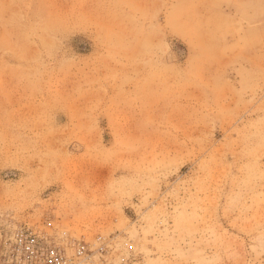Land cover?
<instances>
[{"label":"rangeland","instance_id":"obj_1","mask_svg":"<svg viewBox=\"0 0 264 264\" xmlns=\"http://www.w3.org/2000/svg\"><path fill=\"white\" fill-rule=\"evenodd\" d=\"M25 229L264 264V0H0V242Z\"/></svg>","mask_w":264,"mask_h":264},{"label":"built area","instance_id":"obj_2","mask_svg":"<svg viewBox=\"0 0 264 264\" xmlns=\"http://www.w3.org/2000/svg\"><path fill=\"white\" fill-rule=\"evenodd\" d=\"M82 247L75 250L81 256ZM65 251L49 235L29 229L15 231L0 242V264H71Z\"/></svg>","mask_w":264,"mask_h":264},{"label":"bare ground","instance_id":"obj_3","mask_svg":"<svg viewBox=\"0 0 264 264\" xmlns=\"http://www.w3.org/2000/svg\"><path fill=\"white\" fill-rule=\"evenodd\" d=\"M70 242V241H69Z\"/></svg>","mask_w":264,"mask_h":264}]
</instances>
